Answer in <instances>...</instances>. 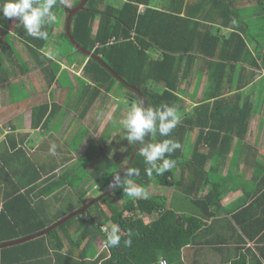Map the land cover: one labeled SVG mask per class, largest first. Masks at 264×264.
Masks as SVG:
<instances>
[{
    "label": "trees",
    "instance_id": "trees-1",
    "mask_svg": "<svg viewBox=\"0 0 264 264\" xmlns=\"http://www.w3.org/2000/svg\"><path fill=\"white\" fill-rule=\"evenodd\" d=\"M81 1L77 0L74 7L77 8ZM246 1L123 0L119 4L113 0H87L84 9L72 18L71 32L76 43L94 57L79 52L65 33L57 37L60 54L56 50L48 52L51 32L47 39H39L23 29L17 39L27 48L26 60L15 50V38L8 35L16 18H2L0 13V61L12 75L17 76L15 69L22 74L30 73L29 64L33 63L44 72L51 86L58 81L63 60L74 56V62L83 55L88 59L83 77L89 83L83 87L81 98L84 99L91 89L96 92L87 98L86 110L102 93L96 86L107 93L122 87L135 95L132 100L144 105V98L146 107H158L162 103L175 105L181 118L168 137L158 133L155 137H145V144L163 139L178 141L181 147L170 157L166 154L176 161L175 167L163 175L155 172L147 175L145 168L149 165L139 154V148L144 146L140 142L130 166L139 169V175L132 180L144 190L155 185L162 189L174 186L177 191L173 190L172 199L162 192L147 193L141 198L129 197L124 193L125 185L121 184L86 212L73 216L42 236L38 234L93 201L94 196L87 198L93 186H100V196L107 193L113 187V175L119 173L121 177L126 170L138 141L130 146L119 135L107 144L106 130L105 138L97 146L99 154L95 150L87 157L90 160H84L82 165L56 172L63 164H56L47 171L43 165L36 166L29 160L23 162L25 172L19 179L11 178L12 192L5 194L6 202L0 209V231L5 233H0V242L38 236L9 247L7 251L14 256L7 258L10 263L4 260L2 264H189L184 251L189 248L200 251L204 247L223 254L224 259L214 264H249V254L257 264H264V250L260 251V256L245 245L241 246V240L231 242L235 237L226 232L229 223L222 222L220 228L216 226L217 221H210L221 211V196L225 191L220 188H226L223 183L237 180L232 173L233 167L249 136L252 116L261 111L260 106L264 104V85L246 92L247 86L254 84L257 73L253 71L248 81L243 72L247 68L237 65L246 61L240 49L251 55L245 37L247 33L254 34L247 28ZM259 6H264V1ZM254 13L259 16L263 9ZM97 19L99 25L94 34ZM224 29L231 33L224 36ZM253 67L257 64L253 63ZM194 69L197 88L192 92L195 107L190 116L185 112L187 106L181 95ZM205 77L206 89L199 99L198 88ZM49 109L47 105L33 109L34 128L48 126ZM119 118L117 115L112 123H117ZM12 132L8 129L7 135ZM193 132L197 134L184 154L187 136ZM13 140L14 136L7 138L11 145L9 150L14 153L17 144H13ZM120 142L123 145L118 147ZM232 151L230 170L224 177L219 174L220 170H213L212 162ZM13 153L6 158L1 154L4 163L0 162L1 178L10 176L9 160L16 156ZM178 169L180 176L177 178ZM187 171L193 174L189 185L185 180ZM201 182H206L204 185L210 189L205 198L195 195ZM261 184L260 190L264 189V179ZM67 189L76 194V200L63 196ZM74 200L82 204L78 207ZM113 224L120 227V244L105 247V251L99 253L95 242L100 239L105 245L106 231L103 229L110 231ZM128 239H131L130 246L125 244Z\"/></svg>",
    "mask_w": 264,
    "mask_h": 264
},
{
    "label": "crops",
    "instance_id": "crops-1",
    "mask_svg": "<svg viewBox=\"0 0 264 264\" xmlns=\"http://www.w3.org/2000/svg\"><path fill=\"white\" fill-rule=\"evenodd\" d=\"M76 1L77 0H57V3L53 8L56 20L55 22L44 26V30H46L47 33L51 32V34L55 36V38H52L50 35L52 38L51 40L56 44V48L60 46L58 44L59 38L57 37H60L64 33L68 36L67 21L70 17V12L75 9L74 5ZM113 1L120 4L123 0ZM262 1L264 0H247L244 2V6L248 9L254 8L250 11L246 10L247 17L249 18L246 20L247 28L254 31V34L247 33L245 37L247 49L251 55L246 54L243 49H240L239 51H241L240 53L246 61H240L237 64L257 73V85L251 84L250 86H247V88L253 87L255 90L256 88H259V86L264 85V82H260L264 81V42L258 43V41H262V39L264 41V6H259ZM256 6L259 7L256 8ZM257 9H263V13L259 14V16L254 13ZM142 11H144V8H142ZM19 23L20 21L16 18L11 29L8 30V35H12V37L15 38L14 48L19 56L27 60V48L17 39L20 30H23L22 26H16ZM98 25L99 19L95 21L94 34L97 32ZM230 33L231 30H222L224 36H227ZM4 35L6 36V34ZM47 50L48 52H55L50 46H48ZM66 60L70 65L66 64L64 61L62 62V65L65 68L68 67L70 71L68 70L67 72V69L63 71L61 68L60 72H58V81L54 82L51 86H48L44 72L36 68L33 63L29 64L32 68L30 73L22 74L21 70L15 69V72L17 73V76H15L12 75L10 70L5 69L0 61L1 164H4L1 159L2 153L4 154V158L13 153L9 150L11 145L10 142L7 141V138L9 136H14V140L11 142L17 144V151L13 153L16 156H13L9 160V165L12 167V169H9L10 176L1 178L0 175V209L3 208V204L6 202L5 194L12 192L10 189L12 186L10 183L11 178H13V180L15 177L19 179L25 172V168L22 166L23 162L26 163L29 160L36 166L40 167V165H43V168L47 171L56 164H63L56 170V172H59L67 167L68 164V167H70L71 164L78 162L79 157H88L89 154L85 152L89 147L88 142H86L88 139H96V142L98 143L105 138L104 132L108 130V143H110L117 139L120 133H126L122 124L124 118H122L120 122L112 123V119H115L117 115L121 117V107L123 108V106L117 108L114 114L110 115L106 109L101 108V104L103 103H106L105 107L107 106V103L110 102L111 99L110 95L113 94L114 91L112 93H107L104 89L96 86V88L100 89L102 93L93 102L91 107L86 110L85 106L87 98L91 96L93 97L96 94L95 90L91 89L90 91H87L88 94L84 99L81 98L83 87L85 88V85L89 83V81L83 77V67L88 59L79 57L74 62H72V59L70 60V58H67ZM253 63H256L257 67H253ZM198 67L199 66L197 65L194 66L195 69ZM195 69L194 74L190 75L187 82L184 83L182 88L184 91L181 95L182 100L187 106L185 112L190 116L194 114L195 107V99L191 98V96H194L192 95V92L194 93V88H197V86L195 87ZM65 72L70 73L73 78L69 81L72 87L69 91L65 88L66 78L64 77L67 76L65 75ZM48 78H50L49 75ZM67 78L69 77L67 76ZM27 79H29L33 85L32 88L26 82ZM206 85L207 78L205 77L198 88L197 95L199 99L202 98ZM20 90L21 92H19ZM74 92L77 94L75 95ZM18 94L19 96L17 97L16 95ZM128 95L130 98H127L123 103H125V105L129 104L130 106L134 103L137 104L136 100H132L131 97L133 96L130 95V92ZM121 98L122 97H120V99L118 98L120 102H122ZM22 101L24 102L21 103ZM21 104H23V106H21ZM41 105L49 106L50 109L48 114L51 120L45 128H34L32 126L33 109ZM260 107L261 111L258 110L257 113L255 112L251 119V132L255 133V140L254 142L249 143L250 136H248L247 141L244 142L242 150L232 170V173L237 180H228V182L223 183V186L226 188H220L225 191L221 196V211L214 217L212 216V220H210L211 222L217 221L216 226L220 228L223 224L222 222L229 223L226 232L229 236L235 237L231 242H239L241 240L243 242L241 246L245 245V248H249L251 251H254L259 255L260 251L264 250V189L260 190L261 183L264 179V104ZM255 115L259 118L257 127H254V124L252 123ZM10 128L13 132L12 134L7 135V131ZM120 128H123V131ZM196 134L197 132L189 134L191 135L190 143L193 138H195ZM77 138L82 139L76 147L77 149L74 150L72 145ZM123 140H126L125 136H123ZM7 151L8 154L6 153ZM229 154L230 156L226 158V161L224 160L225 157H217L212 162L213 170H219L218 166H223L224 171L219 172V174H223L224 177L228 176L229 168L231 166V158L233 159V151ZM65 159L68 161L65 162ZM185 177V180H187V184L189 185L191 182L190 180L193 178V174L187 171ZM204 183L206 182H201L199 190L195 193V195L198 196L197 198H205L210 192L209 187H207V185L205 186ZM91 184L92 182L90 185ZM226 185H228V187ZM93 187V191L87 196L88 199L96 193L100 195V186L96 185ZM174 190L177 191L176 189ZM248 192H251V194H248ZM75 195L76 194L71 189H67L63 196H69L73 199L75 198ZM97 197H95V199ZM170 198L172 199V193ZM76 199L77 198H75V200ZM75 200L74 202L76 206L79 207L81 202L79 200L76 202ZM51 201L52 203L54 202L53 198H51ZM0 233L1 235H5L2 231H0ZM25 239L28 240L29 238H24V240L0 242V264H2L4 260L5 263H10L11 260L9 259V261L7 258L14 256V254L7 251L8 248L24 243ZM101 243L103 245L102 250L99 251L96 247L99 253L105 251L103 241H101ZM184 253L187 255V263L189 264H214L216 263V260L220 261L221 259H224L222 253L210 251L206 247L200 251L198 249L189 248L185 250ZM259 255L256 257L257 259L259 258ZM260 256H262V254ZM248 259L249 264H257L255 258H253L251 254L248 255Z\"/></svg>",
    "mask_w": 264,
    "mask_h": 264
},
{
    "label": "clouds",
    "instance_id": "clouds-1",
    "mask_svg": "<svg viewBox=\"0 0 264 264\" xmlns=\"http://www.w3.org/2000/svg\"><path fill=\"white\" fill-rule=\"evenodd\" d=\"M57 0H0V13L2 18H17L20 23L17 27H23L28 35L47 39L48 33L44 30L46 24L55 22L56 15L53 8ZM90 53V52H89ZM92 54V53H91ZM91 57V56H90ZM180 116L175 105L162 103L158 107H145L142 103L132 104L126 117L123 119L125 129V139L128 144L135 145L137 141L144 145L139 148V154L149 167L145 168V173L149 176L163 175L175 167L176 161L167 158L181 147L178 141L173 139H163L159 142L145 144V137H155L157 133L161 137H168L172 130L180 123ZM111 158V157H110ZM139 175V169L129 168L125 171L124 178L121 179L119 173L113 175V186L118 187L124 184V193L133 198L146 197L147 193L143 187L137 186L133 176ZM106 231L105 247H116L120 244V227L113 224L111 230ZM131 234V233H130ZM126 245H131V239L125 241Z\"/></svg>",
    "mask_w": 264,
    "mask_h": 264
},
{
    "label": "rangeland",
    "instance_id": "rangeland-1",
    "mask_svg": "<svg viewBox=\"0 0 264 264\" xmlns=\"http://www.w3.org/2000/svg\"><path fill=\"white\" fill-rule=\"evenodd\" d=\"M115 2V1H114ZM115 3H117V2H115ZM254 8H250V9H248V8H246V10L247 11H250V10H253ZM51 36H52V38H55V36L54 35H52L51 34ZM52 38H50V40H49V46L52 48V50H56V52L58 53V54H60V51H59V48H57L56 49V44L51 40ZM263 40V39H262ZM264 41H262V43H263ZM62 48V47H61ZM63 48H65V49H70V46H64L63 45ZM21 54H22V52H21ZM80 57H82V58H84V56L83 55H80ZM70 59H73V57L71 56V58ZM64 62H66V64H68V65H70L68 62H67V60H63ZM61 67H62V69H63V71L65 70V69H67V72H68V67L67 68H65V67H63V65H61ZM70 71V70H69ZM243 72H244V74L246 75V77H247V79H248V81H250L251 80V75H252V73H253V71H250V70H243ZM67 76L69 77V78H67ZM67 76H65L64 78H66V85H65V88L67 89V91H69V89H72V87H71V84H70V79H73L72 78V75L70 74V73H68V75ZM255 79H254V84L255 85H257V82H258V76L257 75H255V77H254ZM26 82L28 83V85L32 88L33 87V85L31 84V82L29 81V79H27L26 80ZM251 89V87H248V88H246V92L247 91H249ZM19 92H21V90L19 91ZM128 92H130V91H128L127 89H125V90H123V88L121 87V89H120V87H118V89L117 90H114V93L113 94H111L110 96H111V99H110V102H108L107 103V106L105 107V105H106V103H103V104H101L102 105V107L101 108H103V109H106L107 110V112H108V114L110 115V114H114V112L117 110V108H120L121 106H123V108L121 107V109H122V113L120 114L121 115V119L122 118H125L126 117V115H127V112H128V110H129V108L131 107L129 104H127V105H125V103H123L127 98H130V96L128 95ZM74 94L76 95L77 93L76 92H74ZM130 95H132L133 97H135V95L133 94V93H130ZM17 97L19 96V94L18 95H16ZM120 99V97H122L121 98V101L122 102H120L119 100H118V98ZM120 96V97H119ZM254 96V95H253ZM24 101H22L21 103H23ZM26 102H28V101H26ZM20 104V103H19ZM137 104H139V101H137ZM26 105V104H25ZM21 106H23V104H21ZM120 118L118 119V122H120V120H121ZM252 123L254 124V127H257V124L259 123V118L258 117H256V115L254 116V118H253V121H252ZM123 124V123H122ZM81 128H83V127H81ZM120 129H122V131H123V128H120ZM119 135H121V138H123V133H120ZM250 140L248 141L249 143H252V142H254V140H255V133L254 132H251V130H250ZM82 138H77V139H75V141H74V144L72 145V147H73V149L74 150H76L77 148V146H78V144H79V142H80V140H81ZM247 139H248V137H247ZM247 139H246V141H247ZM190 141H191V135H188L187 136V142H186V145H185V150H184V154H186V152H187V150H188V148H189V146H190ZM86 142H88V149L85 151V152H87L89 155H92V154H94L95 153V150H96V152L99 154V149L97 148V146L99 145V144H101V140L97 143L96 142V139H92V140H90V139H88V141H86ZM95 142V143H94ZM109 141H107V144H109L108 143ZM123 145V143L122 142H120L119 144H118V147H120V146H122ZM89 155H88V157H89ZM230 156V154L229 155H225V161H226V158L227 157H229ZM78 162H76V163H73V164H71V166L70 167H75V166H79V165H82V162H83V160H86V161H89L90 160V158H85V157H79L78 158ZM69 165V164H68ZM68 165H67V167H68ZM75 165V166H74ZM218 169L220 170V172H222V171H224L223 170V166H218ZM180 175V170L178 169L177 171H176V176L178 177ZM175 189V187L174 186H168V187H166V188H161L160 186H157V185H155V186H151L149 189H146L145 190V192L146 193H153V194H158V193H160V192H162V193H164V194H167L168 196H170L171 197V193L172 192H174L173 190ZM99 197L100 195H98V193H96V194H94V197ZM93 197V196H92ZM91 197V198H92ZM189 207H190V205H189ZM155 218V216L153 217V219ZM95 246L97 247V249L100 251V250H102V248H103V245H102V243H101V241H100V239H97L96 240V242H95Z\"/></svg>",
    "mask_w": 264,
    "mask_h": 264
},
{
    "label": "water",
    "instance_id": "water-1",
    "mask_svg": "<svg viewBox=\"0 0 264 264\" xmlns=\"http://www.w3.org/2000/svg\"><path fill=\"white\" fill-rule=\"evenodd\" d=\"M86 2H87V0H83L77 8L73 9V10L70 12V14H69L70 17H69V19H68V21H67V34H68V37L70 38V40L72 41V43L76 46V48H77V50H78L79 52H83V53L88 54V55L91 56V57H94L93 54H91V53H89L88 51H86V50H84L83 48H81V47H80V46L74 41V39H73V37H72V35H71V30H70L71 19L74 17L75 14H77L79 11H81V10L84 9V6H85ZM99 61H100V63H102L105 67H107V65H106L102 60H99ZM116 77H117V79H118L120 82L126 84V83H125L122 79H120L118 76H116ZM126 85H127L128 87L132 88L133 90L139 92L137 88H135V87H131V86H129L128 84H126ZM143 101H144V106L146 107V101H145L144 98H143ZM138 145H139V141H138L137 144H136V147H135V149H134L133 155H132V157H131V159H130V161H129L127 167H126V170L129 169L130 166H131L132 163H133V160H134L135 155H136V153H137ZM126 170H125V171H126ZM125 171H124V173L121 175V179L124 178ZM114 188H115V186L111 187V189H110L109 191H107V193H105L104 195H101V196L97 197V198L94 199L91 203H89L88 205H86V206L83 207L82 209L78 210L76 213L72 214V215L69 216L67 219H64L63 221H61V222L57 223L56 225H54L52 228L47 229L46 231H44V232H42V233H40V234H38V235H41V236H42V235H45V234H47L51 229L55 228L57 225H60V224L64 223L66 220L71 219L73 216H75V215H77V214H79V213H81V212H86V211H87V210H88L93 204L99 202L101 199H103V197H106L108 194H110V193L114 190ZM38 235H36V236H38ZM36 236L29 237V239L35 238ZM29 239H28V240H29ZM26 240H27V239H25V241H26Z\"/></svg>",
    "mask_w": 264,
    "mask_h": 264
},
{
    "label": "built area",
    "instance_id": "built-area-1",
    "mask_svg": "<svg viewBox=\"0 0 264 264\" xmlns=\"http://www.w3.org/2000/svg\"><path fill=\"white\" fill-rule=\"evenodd\" d=\"M161 264H167L166 262H161Z\"/></svg>",
    "mask_w": 264,
    "mask_h": 264
}]
</instances>
